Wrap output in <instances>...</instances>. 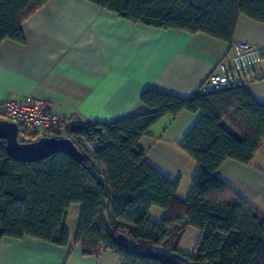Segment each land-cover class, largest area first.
I'll list each match as a JSON object with an SVG mask.
<instances>
[{"label": "trees", "instance_id": "trees-1", "mask_svg": "<svg viewBox=\"0 0 264 264\" xmlns=\"http://www.w3.org/2000/svg\"><path fill=\"white\" fill-rule=\"evenodd\" d=\"M49 1L0 0V43L24 44V23ZM87 1L133 24L203 33L231 46L241 15L264 23V0ZM141 103L147 112L115 121L74 120L65 137L77 156L61 150L22 161L0 140V245L31 238L68 247L67 219L80 205L75 245L83 256L112 252L121 264H264V216L217 177L227 160L252 163L264 141V104L241 83L189 99L147 89ZM183 112L202 113L180 144L198 167L185 200L179 183L149 166L139 146L163 118ZM20 132L23 143L53 137ZM80 138L96 142L93 157ZM152 208L164 212L158 223L149 219ZM188 228L200 232L192 254L180 249Z\"/></svg>", "mask_w": 264, "mask_h": 264}, {"label": "crops", "instance_id": "crops-1", "mask_svg": "<svg viewBox=\"0 0 264 264\" xmlns=\"http://www.w3.org/2000/svg\"><path fill=\"white\" fill-rule=\"evenodd\" d=\"M23 30L24 44L0 43V101L46 100L52 114L68 120L107 123L147 112L141 103L147 89L189 99L205 91L207 79L231 49L203 33L133 24L87 0H51ZM233 42L264 47V23L241 15ZM250 76L245 88L264 104V61ZM201 117V112L165 117L139 144L149 166L179 183L181 200L188 196L198 167L180 144ZM231 117L225 119L228 126ZM217 177L264 216V141L251 164L227 160ZM73 208L78 217L70 232ZM80 213V205L71 207L68 247L4 239L0 264H121L112 252L83 256L75 245ZM155 214L161 221L164 212Z\"/></svg>", "mask_w": 264, "mask_h": 264}, {"label": "built area", "instance_id": "built-area-1", "mask_svg": "<svg viewBox=\"0 0 264 264\" xmlns=\"http://www.w3.org/2000/svg\"><path fill=\"white\" fill-rule=\"evenodd\" d=\"M263 61L264 47L234 42L229 54L218 63L207 79L205 91H217L233 83H250V71ZM0 120L16 123L29 134L44 135L50 132L56 138L61 135L60 139L66 138V133L74 121L52 114L46 100H30L24 104L0 101ZM78 143L89 156L96 154V142L80 138Z\"/></svg>", "mask_w": 264, "mask_h": 264}, {"label": "water", "instance_id": "water-1", "mask_svg": "<svg viewBox=\"0 0 264 264\" xmlns=\"http://www.w3.org/2000/svg\"><path fill=\"white\" fill-rule=\"evenodd\" d=\"M0 140L6 141L8 152L22 161L39 162L61 150L72 156L78 154L73 141L67 138L41 137L34 142H20L18 125L6 120H0Z\"/></svg>", "mask_w": 264, "mask_h": 264}, {"label": "rangeland", "instance_id": "rangeland-1", "mask_svg": "<svg viewBox=\"0 0 264 264\" xmlns=\"http://www.w3.org/2000/svg\"><path fill=\"white\" fill-rule=\"evenodd\" d=\"M40 135V134H39ZM19 140L20 142H23L25 141V137L23 135L22 132L19 133ZM79 208V206H76ZM76 211H77V208H73L72 209V212H71V218H70V221H69V226H68V230L70 232H74V226H75V222H76V218L78 217L76 215ZM155 211L156 212H160L162 210H160L159 208H153V212L151 213L149 219L153 222H159L160 219H158L159 217L156 216L155 214ZM200 238V232L199 230L195 229V228H188L182 242H181V249L184 253L186 254H192L196 248V245H197V242Z\"/></svg>", "mask_w": 264, "mask_h": 264}]
</instances>
